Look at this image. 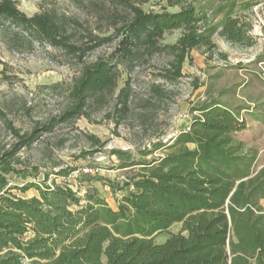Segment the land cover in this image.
I'll list each match as a JSON object with an SVG mask.
<instances>
[{"label":"trees","instance_id":"obj_1","mask_svg":"<svg viewBox=\"0 0 264 264\" xmlns=\"http://www.w3.org/2000/svg\"><path fill=\"white\" fill-rule=\"evenodd\" d=\"M85 1L95 8L96 29L78 19L70 27L53 11L26 16L13 0H0V23L78 56L115 39L121 61L141 51L168 50L173 78L181 76L191 50L216 48L214 35L240 46L254 43L252 24L234 6L217 22L200 24L205 17L197 0H153L157 9L143 8L150 0ZM77 27L80 37L73 40ZM175 30L181 33L174 43L161 42ZM114 85L110 60L85 64L68 110L29 133L14 131L17 142L0 153V264H264V166L256 168L255 153L235 137L245 121L220 103L200 107L188 130L170 143L157 141L140 153L168 150L161 157L135 161L127 151L112 149L123 160L119 168L138 166L119 187L126 191L115 209L95 190L80 196L65 182L47 184V172L40 182L8 185L9 174L28 176L16 168L20 149L55 123L82 114L91 94ZM117 99L126 108L124 87ZM88 138L101 145L94 135ZM74 170L51 173L65 178ZM15 188L38 194L18 196ZM174 223L181 224L178 232L170 231ZM159 235L166 239L157 242Z\"/></svg>","mask_w":264,"mask_h":264},{"label":"rangeland","instance_id":"obj_2","mask_svg":"<svg viewBox=\"0 0 264 264\" xmlns=\"http://www.w3.org/2000/svg\"><path fill=\"white\" fill-rule=\"evenodd\" d=\"M13 1L26 16L53 11L70 27L76 19L99 27L95 8L85 0ZM195 4L204 13L200 24L217 22L234 6V13L252 24L254 43L240 46L214 35L216 48L191 50L178 78L167 72L172 60L168 50L141 51L121 61L117 60L119 40L115 39L78 56L0 23V153L17 142L14 131L29 133L71 107V90L85 64L108 59L115 73L114 88L91 94L82 114L55 123L51 131L20 149L16 168L28 176L9 174L8 185L40 182L47 172V184L65 182L80 196L95 190L115 207L126 191L119 187L136 174L138 166L119 168L123 160L112 149L127 151L135 161L161 157L168 150L147 156L140 153L188 130L198 109L213 102L232 109L245 121L246 129L235 137L244 142L245 151L255 153V167L264 166V0H197ZM143 8L157 9L153 0ZM77 28L73 40L80 37ZM180 33L172 31L161 42L174 43ZM122 87L128 93L124 109L117 99ZM89 135L97 137L101 145L92 143ZM66 167L75 170L65 178L51 173ZM11 191L22 197L38 194L34 188ZM180 228V223H174L170 231ZM165 239L166 235L155 238L157 242Z\"/></svg>","mask_w":264,"mask_h":264},{"label":"crops","instance_id":"obj_3","mask_svg":"<svg viewBox=\"0 0 264 264\" xmlns=\"http://www.w3.org/2000/svg\"><path fill=\"white\" fill-rule=\"evenodd\" d=\"M123 169H124V168H123ZM117 202H118V201H117ZM261 204H262V206H263V208H264V200H263V201H261ZM108 205H109L110 207L114 208V209L116 208V206L114 207V206H112V205H111V204H109V203H108Z\"/></svg>","mask_w":264,"mask_h":264},{"label":"built area","instance_id":"obj_4","mask_svg":"<svg viewBox=\"0 0 264 264\" xmlns=\"http://www.w3.org/2000/svg\"><path fill=\"white\" fill-rule=\"evenodd\" d=\"M86 171H87V169H84V170H83V172H86Z\"/></svg>","mask_w":264,"mask_h":264}]
</instances>
